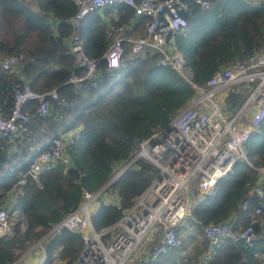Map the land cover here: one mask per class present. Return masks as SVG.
I'll return each instance as SVG.
<instances>
[{
	"label": "trees",
	"instance_id": "1",
	"mask_svg": "<svg viewBox=\"0 0 264 264\" xmlns=\"http://www.w3.org/2000/svg\"><path fill=\"white\" fill-rule=\"evenodd\" d=\"M208 1L206 8L197 2L189 3L181 11L187 19L186 26L170 38L174 47L183 52L197 83L205 82L233 59L244 58L264 45V0ZM34 2L37 9L26 0H0V57L22 54V70L31 87L38 92L56 88L63 101H54L46 115H34L15 146L9 143L0 151V202L55 135L74 129V142L68 150L70 164H58L43 172L40 185L28 179L16 188L11 208L24 215L25 230L20 232L19 224H15L12 238L1 237L0 264H11L43 229L75 209L85 190L104 185L114 164L126 161L138 140L147 137L153 128L166 126L194 93L174 69L158 63L157 53L145 49L130 55L127 38L142 33L148 17L136 16L134 9L123 2L115 8L90 10L80 19L76 31L85 54L97 61L101 79L96 86L76 88L67 82L72 71L82 70L75 64L67 43L73 30L67 18L75 13L76 5L72 0ZM47 13L58 18L55 29L46 19ZM104 17L111 18L110 24ZM130 23L120 32L124 37L121 65L109 72L102 54L112 42L114 30ZM16 81L15 73L0 70V104L6 109L11 106V86ZM244 97V90L228 91L226 106L232 108ZM30 102L27 107L33 111L35 103ZM244 151L253 166L264 165V117L259 121V131H252L245 141ZM253 166L243 159L236 160L193 209L192 222L197 224L201 236L204 224L223 220L235 228L251 223L258 233L252 247L244 241L223 239L207 264H260L254 252L264 251V206L260 213L251 214L259 204L254 190L259 173ZM155 173L156 168L142 160L138 167L128 168L112 185L120 195L121 206L101 202L92 214L94 227L99 230L117 221L122 209L133 203ZM245 201L248 207L242 208ZM82 247L80 232L63 229L44 245L43 264L52 262L55 250L66 264H72ZM182 248L184 242L154 264H183L179 262ZM196 257L194 254L191 258Z\"/></svg>",
	"mask_w": 264,
	"mask_h": 264
},
{
	"label": "built area",
	"instance_id": "2",
	"mask_svg": "<svg viewBox=\"0 0 264 264\" xmlns=\"http://www.w3.org/2000/svg\"><path fill=\"white\" fill-rule=\"evenodd\" d=\"M72 1L76 11L67 18L73 26L67 43L75 64L82 70L72 71L67 82L78 89L98 84L101 74L97 61L85 54L77 26L88 11L115 8L123 2L134 9L136 16L148 17L144 33L127 38L131 46L130 55L145 49L157 53L158 63L174 69L191 85L194 93L166 126L153 128L147 137L138 140L126 161L114 164L113 172L104 185L93 191L85 190L75 209L43 229L36 243L41 248L39 264H43L46 257V242L63 229L78 231L83 239V247L72 264H154L171 249L182 245L185 228L191 224L197 226L192 222L195 205L214 188L220 177L232 169L236 160L243 159L253 166L244 151V143L252 131H259V121L264 117V45L244 58L233 59L216 69L205 82L197 83L192 78L183 52L176 49L170 39L187 24L186 17L181 13L187 9L186 5L178 0ZM196 2L205 8L210 5L208 0ZM46 19L53 29L57 27L59 20L53 14L47 13ZM104 20L110 24L105 17ZM131 25L116 29L112 42L102 54L109 72L121 65L124 37L120 32ZM21 58L22 54L0 57V70L17 75V81L11 86L10 108L0 104V151L5 150L9 143L15 146L16 140L28 130L34 115H46L54 101H63L56 88L38 92L31 87L30 80L23 73ZM241 90L245 91L244 99L226 113L219 103V93ZM30 101L35 103L33 111L27 107ZM73 142V134L60 132L55 135L22 172L13 190L28 179L40 185L43 172L58 164H70L68 150ZM141 160L156 168L150 184L134 197L130 206L122 209L117 221L97 230L92 223L90 206L98 201L99 205L104 202L120 207V195L112 185L128 168L138 167ZM255 168L264 178V165ZM254 190L259 204L252 210V215L260 213L264 206L262 181L255 184ZM247 207L248 202H243L242 208ZM15 223L19 224V231L23 233L24 215L1 201L0 235L12 238L16 233ZM109 234L113 235L111 239ZM202 235L208 245L198 264H207L225 238L244 241L246 246L252 247L258 237L251 223L235 228L228 220L204 224ZM254 255L260 259V264H264V251L256 250ZM15 260L11 264H15ZM57 262L64 260L55 250L50 264Z\"/></svg>",
	"mask_w": 264,
	"mask_h": 264
},
{
	"label": "rangeland",
	"instance_id": "3",
	"mask_svg": "<svg viewBox=\"0 0 264 264\" xmlns=\"http://www.w3.org/2000/svg\"><path fill=\"white\" fill-rule=\"evenodd\" d=\"M26 1L29 2L31 7L37 9V7H35L34 0H26ZM250 1H253V0H250ZM225 95H226V92L221 91L218 95V100H219V103H220L221 107L223 108V110L226 113H229V110L230 109L233 110V108L226 106L227 103L225 102V97H226ZM71 131H72V129H69V130H66L65 133H70ZM98 207H99V202L98 201L93 202L92 205L90 206V213L94 214L96 212V210L98 209ZM17 221H18V219L15 220V222H17ZM15 224H18V223H15ZM197 228L198 227L195 224H191L187 228H185V234H184V238H183L184 241L183 242H184V246H186V249L188 248V251L187 250L184 251V254H185L184 259L187 260V263H185L183 258L179 260L180 263L184 262L183 264H198L197 258H191V257L194 254H197L200 251V249L203 248L202 244H203L205 238L203 236H201V234ZM108 236L110 237V239L113 237V235H110V234ZM38 241L39 240H37L34 243L32 242V243L28 244L24 251H22L21 253L19 252V254H17V256L15 258L16 260L14 263L15 264H39L40 263L41 248L36 244ZM189 246L191 248H189ZM24 253H26V254H24ZM188 259H190V261ZM54 264H66V263L64 261V262H60V263L57 262Z\"/></svg>",
	"mask_w": 264,
	"mask_h": 264
},
{
	"label": "crops",
	"instance_id": "4",
	"mask_svg": "<svg viewBox=\"0 0 264 264\" xmlns=\"http://www.w3.org/2000/svg\"><path fill=\"white\" fill-rule=\"evenodd\" d=\"M106 19H108L109 21L111 20V18H109V17H105ZM116 18H115V16H114V20H115ZM116 30V29H115ZM115 30H114V32H115ZM144 33V31L142 32V33H138V34H136V35H134V36H132V37H136V36H138V35H140V34H143ZM113 38H114V35H113ZM73 131H74V129H72ZM73 131H71L70 133H67V134H73ZM264 179V178H263ZM14 192H15V190H11V191H9V192H7L3 197H2V201L5 203V204H8V205H11V201H12V199H13V196H14ZM5 197V198H4ZM6 201V202H5ZM193 243V242H192ZM207 245H208V243H207V241H206V239H204V242H203V244H202V249H200V251L196 254L197 255V260H198V262H199V260L201 259V257H202V255H203V253H204V251L207 249ZM189 248H191L190 246H189ZM176 249V248H175ZM188 251V248L186 249V246H185V248L183 249V251H182V253L180 254V256L181 257H183V258H185L184 256H185V254H184V251ZM171 255V254H170ZM179 257L177 256L176 257V260L178 259ZM180 259V258H179ZM178 259V260H179ZM179 263V262H178ZM185 263H187V260H185Z\"/></svg>",
	"mask_w": 264,
	"mask_h": 264
},
{
	"label": "water",
	"instance_id": "5",
	"mask_svg": "<svg viewBox=\"0 0 264 264\" xmlns=\"http://www.w3.org/2000/svg\"><path fill=\"white\" fill-rule=\"evenodd\" d=\"M180 3H182L183 5H188L189 3H191V2H196V0H178ZM118 179V178H117ZM116 179V180H117ZM263 180V176L262 175H259L258 176V178L256 179V183L258 184V183H260L261 181ZM98 209H99V207H98ZM1 235H0V239H1Z\"/></svg>",
	"mask_w": 264,
	"mask_h": 264
},
{
	"label": "clouds",
	"instance_id": "6",
	"mask_svg": "<svg viewBox=\"0 0 264 264\" xmlns=\"http://www.w3.org/2000/svg\"><path fill=\"white\" fill-rule=\"evenodd\" d=\"M184 241V240H183Z\"/></svg>",
	"mask_w": 264,
	"mask_h": 264
}]
</instances>
